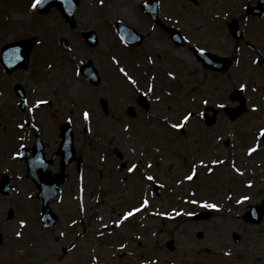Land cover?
I'll return each mask as SVG.
<instances>
[{
    "label": "rangeland",
    "instance_id": "1",
    "mask_svg": "<svg viewBox=\"0 0 264 264\" xmlns=\"http://www.w3.org/2000/svg\"><path fill=\"white\" fill-rule=\"evenodd\" d=\"M144 1L103 0L101 3V0H80L74 11L77 26L70 29L57 10L52 8L48 13H38L36 7H32L34 0H0V51L4 44L21 37L35 36L37 40L24 69L6 74L0 65V143L4 145L6 152L14 154L19 145L30 140L24 128L25 120L38 124L45 139L46 136H55L58 128L55 122L59 124L68 117L73 120L74 146L76 144L78 151L83 153L89 162L83 171L82 179L76 181L85 187L82 191H76L73 186L67 187L65 197H60L55 205L64 207V212L71 209L73 218L84 216V221H87L94 216L91 223H87L88 232L98 231L100 224L108 220H104L101 211L98 215L96 195L99 172L105 168L111 170L116 166L112 150L131 153L133 140L137 146L143 143L151 144L150 156L157 154L158 150L160 153L158 161L152 157L151 173L162 181L165 199L172 201V207L179 202V192L180 197L183 195L189 199L191 196L192 202L194 201L195 196L190 193L191 180L185 178L193 173L194 169L198 174L194 180L195 185H202L198 182H202L204 178L208 179L199 188V195L196 196L199 202L203 198L210 199L213 196L217 207L211 208L214 213L207 219H188L180 225L166 221L163 226L168 232H174L180 251L174 254L154 252L148 255L150 263L264 262V221L259 224H247L240 217L228 218V211L240 214L244 205L230 209L223 203L229 191L241 193L243 182L248 183L253 177L254 183L264 186V156H259V152L255 151L254 141L256 135H261L262 128L257 127L254 115L250 117L255 114V105L250 103L251 107L244 118L234 121L224 118L215 125L200 123L196 115L203 107L198 105L201 103L198 100H208L207 93H210L212 82L222 85L223 79L219 76L212 79L213 76L201 67L186 49H172L167 42H162L160 33H156L160 38L151 36L141 48L139 54L142 55V60L138 59L134 50L126 48L115 34L116 20L132 25L137 30L147 29V19L140 9V3ZM158 1L160 17L180 26L190 39L196 42V38L205 40L200 44H207L206 39L210 37V31L214 30L216 25L219 28L225 25L221 24L225 7L229 11L241 8L243 10L248 3V0ZM254 2L255 0H251L249 3ZM241 10L237 14L233 11L227 13V20L243 14ZM246 23L248 26L251 24L250 21ZM255 26L259 31L253 38L263 43L264 21L256 23ZM86 29H94L97 32L98 41L94 48L87 47L80 35V30ZM221 32H224V27ZM61 38L69 43L68 51L58 48ZM146 52L149 53V61L143 57ZM156 53L160 54L158 58ZM87 59L92 61L101 76L97 85L88 83L80 73L78 74L77 64ZM142 61H147L149 65L150 80L136 84L146 90L150 87L154 89L152 98H158L160 95V101L156 102V109L152 106V112L157 115L155 118L139 116L138 123L132 127L128 123L130 117L126 114V105L132 103L129 96L132 82H129L128 76H139L140 71L133 67L143 64ZM246 65L248 72L245 71L240 77L232 73L229 83H224L226 86L229 84L228 91L246 83L247 94H251L255 87L264 90V68L249 62ZM121 68L127 75L120 71ZM170 72L173 73L172 76L168 75ZM15 82L20 83L26 90L27 105L22 112L17 109L18 98L13 92ZM100 98L106 100L107 112L103 111L99 103ZM47 100L49 103L46 106L37 104V101ZM61 104L68 107L61 108ZM189 110L196 114L191 116L182 129L173 128L172 125L180 123L179 118L187 115ZM85 111L89 113L87 119L84 117ZM229 135L235 136V139L226 147L224 139ZM49 141H53L52 137ZM97 155L98 161H95ZM99 156L103 159H99ZM130 161L127 157V163ZM105 175L104 172L103 176ZM74 183L70 181V185ZM20 189V195L27 192L22 186L16 190ZM194 189L196 190L195 187ZM75 194L81 197L78 202L73 198ZM15 198L17 199L15 193L9 197H0V215H6L8 202ZM29 200L27 197L24 200L27 208L32 206ZM185 212L184 215L189 213ZM174 214L171 208L165 217L168 219ZM98 216L104 221H99ZM156 225L154 222L152 227ZM3 226L6 233H11L16 221L3 220ZM116 230L121 231L120 228ZM232 232L240 235L238 243H233L230 239ZM199 234L202 235L200 238L197 237ZM106 248L108 249L104 246L102 253L109 257L105 260L107 263L113 256ZM197 250L200 255H197ZM86 251L89 252L90 249Z\"/></svg>",
    "mask_w": 264,
    "mask_h": 264
},
{
    "label": "flooded vegetation",
    "instance_id": "2",
    "mask_svg": "<svg viewBox=\"0 0 264 264\" xmlns=\"http://www.w3.org/2000/svg\"><path fill=\"white\" fill-rule=\"evenodd\" d=\"M250 1L251 0H249V2ZM255 3L256 0L253 4ZM250 4L253 5L252 3ZM224 9L225 11L222 13L221 17L223 21L221 24H225L223 26L224 32H221L223 27L219 28L218 25H216L215 29L210 31V37L206 39L207 44H200V42H204L205 40H198L196 38L198 43L190 39L180 26L175 23L167 22L165 18L162 17L161 20L166 25L173 26L182 35V42L175 43L162 26L156 25L148 16H145L148 23L146 30H137L133 26L138 33L142 34V43L137 45L138 42H136L135 45L128 47V49L134 50V52L138 54V59L142 60V55L139 54L141 48L144 47V44L147 43L151 36L153 37L156 33H160L161 38L157 35L156 37L162 39V42H167L168 46L172 49H186L188 54L200 63L201 67H203L201 63L202 60L205 59V55L201 54L198 56L195 48L203 50L206 52V57L210 61V65L205 69L213 76L212 79L219 76L223 81H221L222 85L219 83L216 85L212 82L213 91L211 87L210 93H207L208 100L205 99L207 103H202L204 102L202 99L198 100V102L201 101L198 105L201 104L203 107L199 109L200 111L196 115V117L200 119V123L206 124L207 119L209 122L212 121L209 125H215V123L224 118L229 119V116L226 114V108L237 105V101L235 98H232L231 92L234 89H241L247 107L241 115L234 120L244 118L248 114L247 111H249L251 107L250 103L252 102L255 105V114H252L250 117L254 115L258 124L257 127L264 129V90L260 89V87H255L252 89L251 94H247V83L243 84L245 85L244 88H241V84L231 91H228L229 84L227 86L224 84L225 82L229 83L232 73H236L240 77L245 71L248 72L246 68L248 62L254 66L262 69L264 68V42L262 43L261 40L253 38L259 31V28H257L255 24L262 23L264 18L248 14L245 8H243V10H241V8L230 11L237 14L241 10L243 14H240L236 18L231 17L227 20L228 16L226 14H230V11L226 7ZM232 19L236 21L241 37L236 38L230 31V28H228V22ZM248 21L251 23L250 26L246 23ZM88 30L90 29L80 30L81 37L83 36L82 32ZM224 35H226L225 39ZM83 41L87 47L90 46L84 38ZM59 46L58 48L63 50L60 45V40ZM159 56L160 54L156 53V57L158 58ZM143 57H145L147 61L150 59L149 53L147 52ZM88 60L89 59L77 64L78 74L80 73L88 83L97 85L98 80L95 83H91L81 72L82 67ZM146 62L143 63L142 61L143 64L138 65V68L132 66L140 71L139 76L135 78L132 77L135 81V83H130L131 89L129 90L132 103L126 105V114L129 111L127 115L130 117L128 123H130L132 127L138 123L139 116H150V118H155L157 116L156 113L152 112V106H154V109L158 107L156 102L160 101V95H158V98L154 97L155 99H153L152 94L154 89L150 87L146 90V88H140V86L137 85L138 82L140 84L145 80H150L148 72L150 69ZM227 62L229 64L225 69L222 68ZM247 72L245 76L248 75ZM60 75L63 76L62 74ZM23 92H25L26 106V90L24 88ZM250 95H254L255 97L251 98ZM14 96L17 97L16 94ZM19 101L20 98H18L17 101V108ZM48 103L47 100L46 103L40 105L46 106ZM99 103L103 111L107 112L106 100L100 98ZM221 104L224 105L223 108L219 107ZM63 107L67 108L68 106L61 104V108ZM193 112L194 111L189 110L187 114L191 113V116H193L196 114ZM179 119L181 121L183 120L182 117ZM72 121L73 120L68 117L59 124L55 122L58 126L55 136H46V139L42 135L40 126L31 121L32 126L36 127V131L32 128L26 131L27 138L31 141L29 140L19 145L18 151L14 154L6 152L4 145L0 143V190L4 189V183L7 180L11 192L8 195L2 194L0 197H9L14 193L17 197V199L15 198L12 202H8L6 215H0V264H104L106 263L105 260L109 259V257L104 256L102 253L104 246L108 247V249H106L110 250V254L113 256L110 258V262L108 260L106 264H152L150 263V257H148L149 254L154 252L174 254L180 251L178 250L179 244L176 241L174 232H168L167 228L163 225H165L166 221H172L180 225L188 219L192 220L195 212L207 210L205 209L207 207L203 206L204 204H214L213 196H211L210 199L203 198L200 202L196 197L199 195V188L205 184L208 179L204 178L202 182H198L202 183V185L196 184L198 185L196 187L194 180H196L195 178L198 174L197 170L194 169L195 175H193V173L189 175H193L190 184L192 186L190 193L192 196H195V203L192 202L191 196H189V199H186L183 195L180 197L181 193L179 192V202L175 207H172V204H170L172 201L165 199L162 181L151 173L152 157L154 156V160L158 161L160 154L159 150L156 152L157 154L151 157V144L145 145L143 143V145L139 144V146H137L138 144L133 140L132 147H130V149H133L131 153H121L113 149L112 153L115 156L116 166L112 167L111 170L105 168L98 174V194L96 195V197H98V215L101 211V215L105 217L104 220L107 218L108 220L106 223L100 224L98 231L88 232L87 223H91L94 216L87 221H84V216L73 218L71 209L64 212V207L55 205L60 197H65L66 193L64 192L67 190V187L73 186L76 191H82V188L84 189L85 187L84 184L77 183L76 181L82 179L83 171L88 166L89 162H87V157L78 151L79 148L76 147V144L74 146L75 153L71 155L73 158L69 160H65V156L58 152L61 142V127L65 123H69L72 129ZM83 131H85V127H83ZM37 136L41 139V152L43 154L41 157H39L35 151V149L39 147L36 145ZM51 137L53 141L50 142L49 139ZM234 139L235 136H227L224 139L225 146L228 147ZM254 141H256L255 151L259 152V156H264V135H258V137L256 135ZM2 150H4V152ZM23 150L25 154H22ZM96 154H98V151ZM127 157L131 160L128 163ZM94 159L98 161V155L97 159ZM99 159L102 160L103 158L99 156ZM28 161L31 163L30 174H28ZM132 165H136V167L130 172L129 168H131ZM156 167L154 168L155 170H157ZM212 170L214 171V168ZM104 172L106 174L105 176H103ZM149 176L153 177V179L149 180ZM70 181L75 182L74 185H70ZM254 181V177L248 182L250 183L249 185L244 181L241 193L232 190L228 192V197L226 201L223 202L225 205H228L230 209L233 207H243L244 205L240 214L236 215L228 211V218L233 216L240 217L247 224H259L264 221V189L262 188L264 186L263 184H256ZM58 182L60 185L59 192L48 203V208L51 213L47 218H43L41 215L43 199L37 196V192L41 187L46 190L55 189ZM23 184L25 185L23 186ZM21 186L25 187L27 191L24 195H22V193L20 195L21 189L16 190ZM26 187L30 189L28 190ZM260 187L261 189H259ZM82 195L84 197V191ZM26 197L30 198L29 201L32 203L30 208H27L25 204L24 200H26ZM242 197H248V199L241 201L240 199H242ZM73 198H76L78 202V198L81 197L75 194ZM145 199L148 200V204L140 208ZM237 201L241 202L237 203ZM198 203L202 205L201 209L197 208ZM251 206H258L262 211L260 220L256 222L248 221L244 216ZM133 208H140V210L135 212L132 216L124 218V214L132 211ZM171 208L172 213L175 214L167 219L165 216L170 212ZM208 210L214 213L213 210ZM185 211L189 213L184 215L183 213H186ZM3 220H5V222L11 220L16 221V226L13 229L14 231L6 233L4 231ZM21 220L25 221L23 226L20 225ZM98 220L102 221L103 218L98 216ZM73 221H75V223H73ZM154 222L157 224L156 227H152ZM116 228H120L121 231L116 230ZM17 232H20L21 235L17 236ZM234 234H236L235 240ZM201 236L202 235L199 234L197 237L200 238ZM230 239L233 243H238L240 241V235L236 232H232ZM87 249H90V251L87 252ZM196 252L197 255H200L198 250ZM156 262L155 260L154 263ZM171 264H175V262L172 261ZM249 264H264V262Z\"/></svg>",
    "mask_w": 264,
    "mask_h": 264
},
{
    "label": "water",
    "instance_id": "3",
    "mask_svg": "<svg viewBox=\"0 0 264 264\" xmlns=\"http://www.w3.org/2000/svg\"><path fill=\"white\" fill-rule=\"evenodd\" d=\"M77 2L78 0H42V2L39 5H37V8L40 12H43V11H47L51 6H54L55 8L59 10L60 14L65 19V21H67L73 27L75 25V21L73 18V12H74ZM141 7L157 23H160V20L157 18V0H147L145 3L141 4ZM252 10H255L256 13H260L264 15V0H259L257 3V6L254 7ZM228 26L232 33L235 30H237V26L234 22L229 23ZM116 28L121 38H123L127 44L133 45L136 42L141 41V37L138 34H136L135 30L125 25L124 23L117 22ZM167 30L172 35L174 33H178L170 27H168ZM83 36L89 45H94L96 43V37L93 31L84 32ZM61 44L63 45V47H66V44L64 42H62ZM31 46H32V40L30 39L17 41V42L4 45L3 46L4 52L2 53L0 57V60L2 61L4 65V68L7 71H10L16 67H25L27 60H28V54L31 49ZM203 61H204L203 62L204 64L210 65V62L208 61V59L205 58L203 59ZM82 72L91 81L99 80V76L97 75V72L93 68L91 61H88L82 67ZM243 109H244V104H243V99L241 98V104L237 108L228 109L227 113L231 118H234L238 116L242 112ZM60 136L62 137V140L60 142V147H59L58 152H60L61 155L65 156V157L63 156L65 160H69L73 158L71 157V155L74 153V150L72 147V133H71L69 124H65L61 127ZM41 147L42 145H39L38 149H35L39 157L42 155ZM57 184L58 185L56 186L55 189H50V190L42 189L41 187L37 194L39 197H42L43 199V207H42L43 218H47L50 214V211L48 208V202L52 200L54 195L58 192L59 182ZM4 192L8 193L9 190H6ZM263 212H264V209H263ZM261 213L262 211L260 210V207L254 206L248 212H246L245 218L246 220H251V221L256 222L260 220ZM208 214L209 213H200V214H197L196 217L207 216ZM234 238H236V235H234Z\"/></svg>",
    "mask_w": 264,
    "mask_h": 264
},
{
    "label": "snow or ice",
    "instance_id": "4",
    "mask_svg": "<svg viewBox=\"0 0 264 264\" xmlns=\"http://www.w3.org/2000/svg\"><path fill=\"white\" fill-rule=\"evenodd\" d=\"M41 2H42V0H34V2H33V4H32V7L35 8V7H36L37 5H39ZM102 2H103V0H101V3H102ZM201 51H203V50H201ZM120 71H121L122 73H125V75H127V73L125 72V70H124L123 68H121ZM168 75L172 76L173 73L170 72ZM128 79H129L132 83H135V81L132 79L131 76H128ZM244 87H245V85L242 84V85H241V88H244ZM43 103H46V101H37V104H43ZM204 103H207V101H204ZM219 107L223 108L224 105L221 104V105H219ZM88 115H89V113H88L87 111H85V113H84V117H85V119L88 118ZM190 116H191V113H189V114H187V115H184V116H183V120H182V122H180V123H176V124L172 125V127H173V128H181V127L183 126V124L186 123V122L190 119ZM261 135H264V129L261 130ZM249 151L251 152L252 149H249ZM213 163H217V161H213ZM201 164H203V161H201ZM135 167H136V165H132V167L129 168V171L131 172ZM209 171H211V169H209ZM193 175H195V170H193ZM193 175H189V176H187V177H185V178L188 179V180H191V179L193 178ZM148 179L151 180V179H153V177L149 176ZM246 199H248V197H242V200H246ZM240 202H241V201H237V203H240ZM193 203H195V201H193ZM147 204H148V200L145 199L144 202H143V204H141L140 208L145 207ZM203 206H204V207H207V208H216V207H217V205H215V204H204ZM140 208H133L132 211L126 212V213L124 214V218H127V217L132 216L135 212H138V211L140 210ZM73 223H75V221H73ZM24 224H25V221L21 220V221H20V225L23 226ZM16 235H17V236H20L21 233H20V232H17Z\"/></svg>",
    "mask_w": 264,
    "mask_h": 264
}]
</instances>
